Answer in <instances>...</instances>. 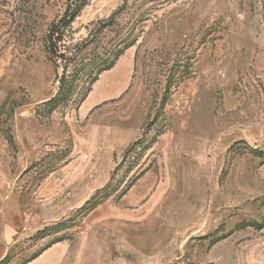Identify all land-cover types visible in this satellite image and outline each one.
Listing matches in <instances>:
<instances>
[{
  "label": "rangeland",
  "instance_id": "rangeland-1",
  "mask_svg": "<svg viewBox=\"0 0 264 264\" xmlns=\"http://www.w3.org/2000/svg\"><path fill=\"white\" fill-rule=\"evenodd\" d=\"M71 2L0 0V264H264V0Z\"/></svg>",
  "mask_w": 264,
  "mask_h": 264
},
{
  "label": "trees",
  "instance_id": "trees-1",
  "mask_svg": "<svg viewBox=\"0 0 264 264\" xmlns=\"http://www.w3.org/2000/svg\"><path fill=\"white\" fill-rule=\"evenodd\" d=\"M79 4H80V0H72V2L69 3L63 17L59 20V22L57 24L53 25L52 28L50 29V33L48 35L50 52L56 53L58 41L61 39L62 33H63L62 28L64 26H66L68 23H70L71 19L77 14L78 8L80 6ZM120 54H121V51L117 53V56H119ZM113 65H114V62H111V63L107 64L103 68V70L110 69ZM67 69H68V66L66 64V66L64 68V72L59 79L60 91L58 93V96L53 97L51 100L48 101V103L58 102V97L63 96L62 97L63 100L67 98V96H65V91H64L66 88V85L68 83V78H69V76L67 75ZM97 80H98V74L93 77L90 84L94 83ZM253 153L258 157L264 158V150H262V149L253 150Z\"/></svg>",
  "mask_w": 264,
  "mask_h": 264
}]
</instances>
